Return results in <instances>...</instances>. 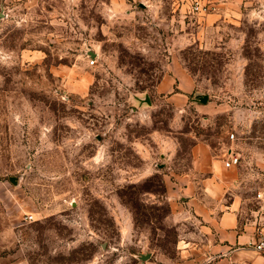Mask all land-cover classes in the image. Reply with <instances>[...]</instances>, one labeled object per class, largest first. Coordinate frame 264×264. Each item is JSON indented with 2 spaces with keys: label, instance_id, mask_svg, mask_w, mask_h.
Listing matches in <instances>:
<instances>
[{
  "label": "rangeland",
  "instance_id": "rangeland-1",
  "mask_svg": "<svg viewBox=\"0 0 264 264\" xmlns=\"http://www.w3.org/2000/svg\"><path fill=\"white\" fill-rule=\"evenodd\" d=\"M224 1L0 0V264H235L179 250L195 146L236 153L246 220L263 206L264 0ZM173 60L186 98L156 91Z\"/></svg>",
  "mask_w": 264,
  "mask_h": 264
},
{
  "label": "crops",
  "instance_id": "crops-1",
  "mask_svg": "<svg viewBox=\"0 0 264 264\" xmlns=\"http://www.w3.org/2000/svg\"><path fill=\"white\" fill-rule=\"evenodd\" d=\"M13 1L2 0L1 4ZM181 8L184 10L185 6ZM194 90L193 79L176 60L169 64L166 75L156 85L158 93L171 94L176 91V96L180 98H186ZM193 152L199 171L206 179L201 182V191L197 192L186 181L180 185L198 224L195 225L198 236L195 235L200 241L185 240V245L179 249L181 255L190 262L217 259L221 263L264 264V251L259 253L249 246L254 239V220H246L247 209L240 196L244 176L238 169L240 163L226 168L224 160L228 154L221 161L213 158L209 150L200 145L195 146ZM261 177L260 185L264 188V174Z\"/></svg>",
  "mask_w": 264,
  "mask_h": 264
},
{
  "label": "built area",
  "instance_id": "built-area-1",
  "mask_svg": "<svg viewBox=\"0 0 264 264\" xmlns=\"http://www.w3.org/2000/svg\"><path fill=\"white\" fill-rule=\"evenodd\" d=\"M181 4H185V12L194 17H203L206 14L216 11L220 6L224 5V0H179ZM91 66L94 65V60L90 61ZM234 135L230 138L233 139ZM224 166L226 168L234 167L240 163L239 156L236 153H228L226 159L224 160ZM256 199L261 202L263 201V206L261 207V212L254 219V239L249 243V246L253 248L256 252L261 253L264 251V194H258ZM26 221H33L31 215H26L23 218Z\"/></svg>",
  "mask_w": 264,
  "mask_h": 264
},
{
  "label": "water",
  "instance_id": "water-1",
  "mask_svg": "<svg viewBox=\"0 0 264 264\" xmlns=\"http://www.w3.org/2000/svg\"><path fill=\"white\" fill-rule=\"evenodd\" d=\"M95 55L94 54H92L91 55V57H94ZM207 99H208V96L207 95H205V96H203V97H201L200 99H199V103L200 104H202V105H205L206 104V101H207ZM140 103H144V104H146V105H150V102H149V100H148V98L147 97H145L144 99H139L138 100ZM12 181V180H11ZM146 259V256H143L142 257V260L144 261Z\"/></svg>",
  "mask_w": 264,
  "mask_h": 264
}]
</instances>
